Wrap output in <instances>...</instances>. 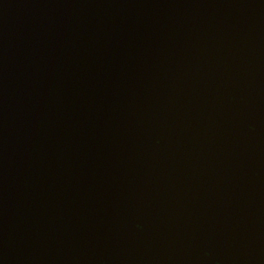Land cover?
<instances>
[{
  "label": "water",
  "instance_id": "obj_1",
  "mask_svg": "<svg viewBox=\"0 0 264 264\" xmlns=\"http://www.w3.org/2000/svg\"><path fill=\"white\" fill-rule=\"evenodd\" d=\"M0 264H264V0H0Z\"/></svg>",
  "mask_w": 264,
  "mask_h": 264
}]
</instances>
